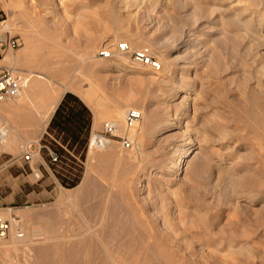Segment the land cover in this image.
<instances>
[{
  "label": "rangeland",
  "instance_id": "1",
  "mask_svg": "<svg viewBox=\"0 0 264 264\" xmlns=\"http://www.w3.org/2000/svg\"><path fill=\"white\" fill-rule=\"evenodd\" d=\"M118 2L0 0V43L5 39L16 42L13 47L0 45V72L3 68H12L21 75L39 74L48 91L67 86L65 91L83 99L94 115L97 111L102 113L101 109L106 107L119 106L123 110L139 109L143 115L153 117L152 125L141 137L132 138L124 131L132 141L130 147L112 139L113 158L106 175L99 169L91 173L100 188L94 187L98 188L96 198L73 194L90 164L97 162L98 154L103 152L95 148L89 154V132L84 133L86 143L78 151L65 145L62 147L50 138L40 140L62 150L59 160L51 162L43 150L34 154L31 169L26 168L31 182L18 189L9 185V173L4 172L15 157L6 155L0 162V198L6 201L5 206H15L16 220L2 214L12 220V229L6 239L0 240V264H53L55 259L72 255L70 244L77 237L89 236L96 239L92 251L86 250L91 264H118L114 255L121 250L114 246L112 239L109 240L111 261L106 260L107 253L97 246L105 225L114 224L112 215L108 212L88 213L87 208L92 200L100 201L99 205L103 206L101 198L107 189H116L118 183L126 186L133 176L147 168L150 175L146 177L145 209L141 218L148 227L152 226L157 233L171 238L166 242V249L160 252L172 253L178 260L175 264H226L227 258L232 259L227 264H264V138L257 135L258 125L264 127V119L260 121L248 114L249 110H264V47L259 46L264 37V4L251 6L250 11H237L231 20L232 12L215 6L216 0ZM80 29L83 33L82 30L79 32ZM183 29L194 32L191 33L194 39H191L188 54L192 62L188 74H185L189 87H193L187 93L173 88L171 73L176 70L174 64H167L163 71L154 72L130 63L127 56L103 58L98 55L102 47L129 38L134 40L133 48L148 47L158 60L160 56L167 58L168 54H178L173 47L175 41L170 37L171 31ZM155 41L157 47L149 44ZM92 45L93 50L86 54ZM24 48L29 54L37 53L38 58L25 64ZM7 54L13 58L11 63L3 60ZM215 67L219 69L218 73L213 70ZM23 94L24 91L17 99L7 101H20ZM183 94L186 96L182 97ZM32 98L33 105H37L39 98ZM185 100L190 103L187 110ZM102 114L95 119L93 132L101 131L104 123L111 120ZM163 117L172 118L177 124L158 130ZM9 118L10 123L19 119L16 114ZM9 135L12 137L9 146L1 147L0 152L23 153L31 139L23 141L12 129ZM181 137H187V146L193 151L182 158L184 163L180 164L177 174L172 175L177 166L166 169L170 165V159H167L170 152L167 151L173 143H179ZM113 164L118 165L117 168ZM155 166L165 167H159L157 171ZM124 167L129 169L125 172ZM74 178H78L74 186L62 182V179L70 182ZM227 178L234 182L229 181V184ZM234 195L239 197L235 199ZM180 199L184 202L181 212L177 208ZM124 205L120 203L117 215L122 219L125 216L124 225L129 226L133 222L129 220L131 216L125 214ZM194 206L198 214L205 216L204 221L193 212ZM48 225L54 231L47 234ZM18 231L23 235L15 236ZM138 233L136 237L140 236ZM39 235L46 240L37 238ZM149 239L152 240L153 236ZM58 243L63 244L62 252L55 251L54 245ZM238 246L240 254L233 251Z\"/></svg>",
  "mask_w": 264,
  "mask_h": 264
},
{
  "label": "bare ground",
  "instance_id": "2",
  "mask_svg": "<svg viewBox=\"0 0 264 264\" xmlns=\"http://www.w3.org/2000/svg\"><path fill=\"white\" fill-rule=\"evenodd\" d=\"M197 1V0H196ZM217 2L213 3V4H216L215 6H218L219 8L223 9V10H229L230 12H232L229 16V18L232 20V17H235L236 16V12L240 11V12H245L246 10H248L251 6H257V5H263L264 4V0H216ZM118 2V0H117ZM122 2V1H121ZM126 2V1H125ZM128 2V0H127ZM190 2V0H189ZM193 2V1H192ZM210 2V1H209ZM119 3V2H118ZM205 3V2H204ZM125 4V3H124ZM128 4V3H127ZM202 4V3H200ZM209 4V3H208ZM207 4V5H208ZM212 4V3H211ZM204 5V4H203ZM193 6V5H192ZM209 6V5H208ZM125 7V6H124ZM206 7V6H204ZM217 7V8H218ZM262 7V6H261ZM80 8V7H79ZM213 8V6H212ZM218 8V9H219ZM82 9V8H81ZM203 9H206V8H203ZM259 9V7H258ZM202 10V9H201ZM206 11V10H205ZM220 11V10H219ZM250 11V9H249ZM255 11V10H254ZM81 12V11H80ZM93 12V11H91ZM109 12V11H108ZM202 12V11H201ZM208 12V11H206ZM225 12V11H224ZM252 12V11H251ZM256 12V11H255ZM259 11H257L258 13ZM94 13V12H93ZM217 13V12H216ZM248 13V12H247ZM250 13V12H249ZM256 13V14H257ZM95 14V13H94ZM223 14H228V13H223ZM246 15V14H245ZM76 16V15H75ZM74 16V17H75ZM91 16V15H89ZM228 16V15H227ZM256 16V15H255ZM259 15L257 14V17ZM245 17V16H244ZM247 18V17H246ZM253 18V17H251ZM228 19V18H226ZM236 19V18H235ZM77 20V19H76ZM83 20V19H82ZM243 20V19H242ZM241 20V21H242ZM240 21V20H239ZM237 22V21H236ZM247 22V21H246ZM254 22V21H253ZM252 22V23H253ZM77 24V23H76ZM237 24V23H236ZM235 24V25H236ZM234 25V26H235ZM64 27V26H63ZM40 28V27H39ZM66 28V27H65ZM78 28V26H77ZM224 28V27H223ZM222 28V29H223ZM236 28V27H235ZM244 28V27H243ZM242 28V29H243ZM255 28V27H254ZM105 29V28H104ZM216 29V28H215ZM248 29V28H247ZM74 30V29H73ZM82 29L79 30V32H81ZM221 30V28H220ZM219 30V32H221ZM224 30V29H223ZM240 30V29H239ZM251 30V27L250 29ZM256 30V29H255ZM75 31V30H74ZM113 31V30H112ZM212 31V30H211ZM244 31V30H243ZM77 32V33H79ZM171 35L170 37L172 39H174L175 41V44H174V49L177 50L178 54L176 55H173L171 56L170 54H168L167 58L165 57H158L159 58V61L161 63V66H162V69L161 71L164 70L165 66L167 64H174L175 65V68L176 70L175 71H172L171 75H172V78H171V83L173 82V88H175V90L177 91H180V92H184V93H187V91L189 89H191L188 85V82L186 80V78L188 77V75L186 76L185 74H188V70L190 68V64L192 62V59H189V53H190V43H191V39H194V38H191L192 34H194V32H189V29L188 30H181L179 32L177 31H171ZM224 32V31H223ZM82 33H83V30H82ZM192 33V34H191ZM51 34V33H50ZM85 34V33H84ZM224 34V33H223ZM250 34V33H249ZM254 34H255V31H254ZM245 35V33H244ZM252 35V34H250ZM263 35V34H262ZM68 36V35H67ZM130 37V35H128ZM127 36V37H128ZM249 36V35H247ZM254 36V35H253ZM252 36V38H253ZM264 36V35H263ZM112 37V36H111ZM205 37H208V36H205ZM214 37V36H213ZM244 37V36H243ZM109 38V37H108ZM197 38V37H196ZM204 38V37H203ZM247 38V37H246ZM51 39V38H50ZM210 39V38H209ZM55 40V39H54ZM111 40V39H110ZM252 40V39H251ZM50 41V40H49ZM254 41V40H253ZM55 42V41H53ZM127 42L133 46L134 44V40L133 39H129L127 38ZM138 42V40H137ZM140 43V42H139ZM142 43V42H141ZM194 43V42H193ZM196 43V42H195ZM148 44V43H147ZM150 45L152 46H155L157 47L158 45H156V41L154 43H149ZM148 44V45H149ZM158 44V42H157ZM199 44V43H198ZM36 45V44H35ZM59 45V43H58ZM52 45H50L51 47ZM143 46V45H142ZM193 46V45H191ZM260 48H263L264 47V37L261 38V42L259 44ZM172 47V46H171ZM259 48V49H260ZM35 49H36V46H35ZM93 50V45L91 46L90 49L87 50L86 54H89L91 51ZM261 50V49H260ZM196 51V50H195ZM11 53V52H10ZM61 53V52H60ZM218 53V52H217ZM220 54V53H218ZM12 55V53H11ZM7 54L4 56L3 60L6 61V62H9L11 63L13 61V58L12 56ZM217 55V54H215ZM214 55V56H215ZM57 56V55H56ZM221 56V55H220ZM38 58V54L37 53H30L28 51H26V49L24 48L23 49V61L25 62V64H29L30 62L36 60ZM91 58V57H90ZM218 58V57H217ZM221 58V57H220ZM219 58V60H220ZM218 60V59H216ZM19 61V60H18ZM127 61V60H126ZM129 61V60H128ZM23 62V63H24ZM42 62V61H41ZM40 62V63H41ZM216 64L218 61H215ZM220 62V61H219ZM19 63V62H18ZM125 63H128V62H125ZM190 63V64H189ZM213 63V62H212ZM212 66V64H210ZM215 65V64H214ZM42 66V65H41ZM214 67V66H212ZM227 67V66H226ZM42 68V67H41ZM40 68V69H41ZM211 68V67H210ZM222 68V67H221ZM224 68V66H223ZM180 71H177L179 70ZM216 71V73H218V70L216 67L213 69ZM160 72V71H159ZM214 72V71H213ZM30 73V72H29ZM215 73V72H214ZM23 77L25 78L26 80V86L27 88L23 91H24V94L23 96L19 97L20 99L22 98V100H33V98L31 99L32 95H39L37 98H39L40 102L43 103V105L46 107V114L48 113L49 115V112L52 111L53 109H55V106H57V102L59 101V99L61 98L62 94L65 92V90L67 89V86H64L62 89H51V90H47V87H46V83L44 81H42L40 78L42 77L41 75L39 74H24ZM170 81V80H169ZM68 84V83H67ZM36 90V91H35ZM37 90H38V93H37ZM22 91V92H23ZM252 92V91H251ZM258 92V91H257ZM190 93V92H189ZM188 93V94H189ZM259 93V92H258ZM22 95V94H21ZM46 95V96H45ZM179 95V94H178ZM186 95L183 94L182 97H185ZM254 96V95H253ZM101 97V96H100ZM255 97V96H254ZM18 98V97H17ZM15 97V99H17ZM190 98V97H189ZM14 99V100H15ZM19 100V99H18ZM258 100V99H257ZM264 100V99H263ZM16 101V100H15ZM12 101H10L11 103ZM37 102V101H36ZM39 102V101H38ZM17 103V101H16ZM23 103V102H22ZM25 103V102H24ZM108 103V102H106ZM13 104V103H12ZM34 104V102H33ZM125 104V103H124ZM185 104V110H187V107L189 106V102L185 100L184 102ZM21 105V104H20ZM38 105V104H37ZM35 105V106H37ZM41 105V104H39ZM28 106V104L26 105ZM113 106V105H112ZM6 107V106H5ZM15 107V106H14ZM260 107V106H259ZM21 108V107H20ZM41 108V107H40ZM101 108V107H100ZM103 108V107H102ZM235 108V107H234ZM32 109V108H31ZM127 108H125L124 110L123 109H119V106L118 107H106V109H101L102 110V113L104 112L105 115H107V117L109 116L111 118V121H115V122H118V123H123L124 121V116H125V110ZM248 109V107H247ZM36 110V109H35ZM41 110H45V109H41ZM22 111V110H21ZM20 111V112H21ZM12 112V111H11ZM23 112V111H22ZM27 112V111H26ZM45 112V111H44ZM150 112V111H149ZM6 113V112H5ZM15 113V112H14ZM13 113V114H14ZM42 113V112H41ZM101 111H97L95 112V119L97 118V116L101 115L102 114ZM154 113V112H153ZM215 113V112H213ZM37 114V113H36ZM44 114V113H43ZM102 114V116L104 115ZM183 114V113H182ZM242 114V113H241ZM248 114L252 117H256L258 118L260 121H263L264 119V110L263 111H260V112H257V111H252V110H249ZM19 115V113H18ZM16 115V116H18ZM104 115V116H105ZM216 115V113H215ZM10 116V115H8ZM28 116V115H27ZM36 116V115H35ZM38 116H41L38 114ZM20 117V116H19ZM44 117V116H43ZM16 118V117H15ZM21 118V117H20ZM164 118V117H163ZM1 119V117H0ZM5 119V118H4ZM49 119V118H48ZM177 119H181V118H177ZM40 120V119H39ZM42 120V119H41ZM45 120V119H44ZM43 120V121H44ZM109 120V119H108ZM15 121V120H14ZM19 121V119H18ZM3 122V121H2ZM160 122V121H159ZM12 123V122H11ZM22 123V122H21ZM20 123V124H21ZM46 123V122H45ZM153 123V117L148 115V114H145L143 115L142 113V118L140 120H138L137 122H135L133 125L129 126L126 128V131L127 133L130 134V136L132 138L134 137H141L144 133H145V130L148 129ZM162 124H158L157 128L158 130H162V129H167L169 127H171L172 125H175L177 124L176 122L173 121L172 118H164L163 119V122H161ZM14 124V123H13ZM23 124V123H22ZM43 124V123H42ZM45 125V124H44ZM12 127V126H11ZM154 128V127H153ZM14 129V128H13ZM12 129V130H13ZM15 130V129H14ZM17 132V131H16ZM10 134V128L8 127V124H5V125H0V148L1 147H7L9 146V139L12 138L10 137L11 135ZM257 135L261 138H264V127L263 126H260L258 125V130H257ZM15 138V137H13ZM141 139V138H140ZM33 140V139H32ZM36 140V139H35ZM179 140V143H173V145L171 147H169L168 151L167 152H170V156H168L167 159H170L169 160V166L168 169L169 170V167L170 169L173 167V166H177V168H175L172 172V175H176L177 174V170L179 169V166L181 163H184V159H182L183 157H185L186 155H188L191 151H193V148H191V146H187L188 144V141H187V137H181L178 139ZM112 141L113 140H104V139H98L94 133H92L91 137H90V140H89V154L91 155L93 150L95 148H99L100 150H102L103 152L99 153L98 154V158H97V162L95 163H92L90 164V166L88 167V171L85 172L86 173V176L83 180H81L80 183H78L76 190L73 192V194H76V193H79L81 194V196L83 197H87V198H93V196H95V193L96 190L98 191V188H99V185L96 183V179L93 178L92 176V172L99 169L104 175H106L105 171H108L109 170V165H110V162H111V158H113V145H112ZM11 144V142H10ZM264 148V146H263ZM97 151V150H96ZM96 153V152H95ZM120 153V152H119ZM140 153V152H139ZM88 154V155H89ZM166 154V153H165ZM121 155V153H120ZM118 156V155H117ZM146 156V155H145ZM148 156V155H147ZM93 157V156H92ZM95 157V156H94ZM133 157V156H132ZM139 158V157H138ZM143 158V157H142ZM146 158V157H145ZM89 160L90 157H89ZM92 161V160H91ZM114 161V160H113ZM202 161V160H201ZM118 163V161H115ZM131 162V161H130ZM129 162V163H130ZM125 163V162H124ZM203 164V162H200ZM88 164V163H87ZM114 165V164H113ZM116 166V165H114ZM154 165V164H153ZM167 165V164H166ZM118 166V165H117ZM116 166V168H117ZM156 169L159 168L161 169V167H165V166H155ZM129 168L128 167H124L123 168V171H127ZM112 170V169H111ZM152 170V169H151ZM140 171V170H139ZM157 171H159L157 169ZM150 170L147 168L145 170H142L139 174L133 176L128 182H127V185H124L122 183H118V187H116V189H107V192L104 196H102L101 198V201L103 203V206L101 207L99 204V202H95L92 200V203L89 204L90 206L87 208V212L88 213H96V212H100V213H110L113 218V221H114V224H110V225H105L104 227V233L102 234L103 236L100 237V239L98 240V244L97 245L98 247L100 246V248H102V252L103 253H107V259L106 260H110V258H112L110 252H109V240L112 239L113 242H114V246L117 248V249H120L121 251L118 253V254H113L114 255V259L116 260V262L118 264H175L176 262H178V260L176 258H174V255L171 253H162L160 251H164L166 248V242L170 241L171 238L169 236H165L161 233H157V230L156 228L152 227V226H147V222L144 221L142 218H141V215H142V212L144 211V196L143 194L145 193V189H146V186H147V180H146V177L148 176ZM223 172V171H222ZM94 173V172H93ZM120 173V172H119ZM118 173V174H119ZM38 174V173H37ZM36 174V175H37ZM98 174V173H97ZM109 174V173H107ZM220 174V173H219ZM96 175V173H95ZM110 175H111V172H110ZM110 175H109V178H110ZM150 175V174H149ZM224 175V174H223ZM227 175V174H225ZM250 175V174H249ZM132 176V175H131ZM99 177V176H98ZM113 177V176H112ZM129 177V176H128ZM149 177V176H148ZM163 177V176H162ZM229 177V175H228ZM223 178V177H222ZM226 178V177H224ZM152 179V178H150ZM228 179V178H227ZM231 178H229L227 181L229 183V181H233V180H230ZM234 179V177H233ZM254 179V178H253ZM259 179V177H258ZM257 179V181H258ZM100 180V179H99ZM108 180V179H107ZM240 180V179H239ZM116 181V180H115ZM163 181V180H162ZM242 181V180H241ZM112 182V181H111ZM150 182V181H148ZM155 182V181H154ZM164 182V181H163ZM224 182V181H223ZM234 182V181H233ZM232 182V184H233ZM261 182V181H260ZM110 183V182H109ZM161 184V182H158V184ZM226 183V182H225ZM236 183V182H235ZM112 184V183H111ZM156 184V183H155ZM230 184V183H229ZM110 186V185H109ZM108 186V187H109ZM158 186V185H157ZM164 186V185H163ZM162 186V187H163ZM235 186V184H234ZM94 187H98L97 189H95ZM154 187V186H153ZM180 187V186H179ZM93 188V189H91ZM112 188V186H111ZM169 188V187H168ZM100 189V188H99ZM73 190V189H72ZM165 190V189H164ZM62 191V190H61ZM65 193V192H64ZM71 193V192H70ZM189 193V192H187ZM67 194V193H65ZM225 193H223L224 195ZM188 195V194H186ZM226 195V194H225ZM67 196V195H66ZM147 196V195H146ZM145 196V198H146ZM230 196V195H229ZM235 196V199L236 197H239L238 195H234ZM70 197V196H68ZM67 197V198H68ZM74 197V196H73ZM65 198V197H64ZM77 198V197H76ZM96 198V196H95ZM234 198V197H233ZM195 199L197 200L198 198L195 197ZM234 199V200H235ZM69 200V199H68ZM201 200V199H200ZM232 201V200H231ZM120 203H123L125 204V214L126 215H130L131 216V219H129L131 222V224H129V226L127 225H124V217L123 219L122 218H119L118 215H117V212L119 210V205ZM194 205V204H193ZM197 205V204H196ZM183 206H184V202L182 201V199L178 200V203H177V208L179 209V211H183ZM9 210V209H8ZM197 208L196 206L193 207V212L196 214L197 212ZM263 209L261 208L260 211H262ZM120 212V211H119ZM136 213H139L138 215H136ZM201 213V212H199ZM101 214V215H102ZM124 214V215H125ZM198 214V212H197ZM204 214V213H203ZM7 215V214H6ZM199 215V219L200 220H205V216L201 214H198ZM19 216V215H18ZM28 216V215H26ZM25 216V217H26ZM103 217V216H102ZM15 219V218H14ZM13 219V220H14ZM45 218H43V221H44ZM104 219V218H103ZM109 219V218H108ZM193 219V218H192ZM197 219V221L199 220ZM16 220V219H15ZM48 220V219H47ZM46 222V220H45ZM201 224V223H200ZM202 225V224H201ZM56 227V226H55ZM12 229V228H10ZM48 230L49 232L47 231V234L48 233H51L50 231H52V227L48 225ZM55 230H57V228H55ZM120 230V231H119ZM122 230V231H121ZM161 230V229H160ZM54 231V230H53ZM229 231V230H228ZM231 231V230H230ZM41 232V231H39ZM44 232V231H43ZM139 232V233H138ZM13 233V232H12ZM46 233V232H45ZM54 233V232H53ZM57 233H58V230H57ZM90 233V232H89ZM140 234L139 237H136V235ZM229 233V232H228ZM36 234V233H35ZM37 234H40V233H37ZM43 234V233H42ZM41 234V235H42ZM92 234V233H91ZM23 235V234H22ZM21 235V236H22ZM37 236V238H44L43 240L45 241L46 240V237H43V236ZM45 235V234H44ZM58 235V234H57ZM168 235V234H167ZM17 237H19L18 233L16 232V235ZM47 236V235H46ZM89 236V235H88ZM92 236V235H91ZM153 236V239L150 240L149 238ZM12 237V236H11ZM14 237V236H13ZM76 237V236H75ZM55 238V237H53ZM51 238V239H53ZM59 238V236H58ZM61 238V237H60ZM68 238V236H67ZM71 238H72V235H71ZM93 238V239H92ZM99 238V237H98ZM6 239V238H4ZM27 238H25L26 240ZM49 239V238H48ZM12 240V238H11ZM56 240V239H54ZM93 240H96L95 237H80V238H76L74 241L71 242L70 246H71V250L73 251L72 255L70 257H67L65 259H55V261L53 260L52 263L53 264H91V257L88 256L89 254H87L86 250H89L92 251V248L94 246H96L93 242ZM48 241V240H47ZM63 241V240H62ZM1 242V241H0ZM97 242V241H96ZM56 243V242H55ZM54 244V243H53ZM215 245H216V242H215ZM241 245V244H240ZM245 245V244H244ZM53 246V245H52ZM56 247L55 251H59V252H62L64 250V247H63V244L61 243H58V244H55L54 245ZM209 246V245H207ZM211 246V244H210ZM240 246L235 247L236 250H233L234 253L237 252V254L241 251H239V248ZM234 248V249H235ZM242 248V247H241ZM228 249V248H226ZM225 249V251H227ZM244 249V248H242ZM241 249V250H242ZM115 250V249H114ZM246 250V249H245ZM85 254H83V253ZM247 252V251H246ZM55 253V252H54ZM102 253V254H103ZM217 253V252H216ZM243 253H244V250H243ZM57 254V253H56ZM236 254V255H237ZM246 254V253H245ZM249 254V253H248ZM247 254V255H248ZM226 255V253H225ZM244 255V254H243ZM228 256V254L226 255ZM225 256V257H226ZM235 256V255H234ZM245 256V255H244ZM162 257V258H161ZM221 257V256H220ZM62 258V257H61ZM105 258V257H103ZM219 258V257H218ZM217 258V259H218ZM227 258V257H226ZM250 259V258H249ZM254 259V258H252ZM159 260H162L160 263ZM218 260L222 261L221 258H219ZM229 259L227 258L226 260V264H227V261ZM232 259L229 260V263L231 262ZM111 261V260H110ZM4 262V261H3ZM62 262V263H61ZM104 262H105V259H104ZM219 263V262H218ZM6 264V262L4 263ZM10 264H12L10 262ZM184 264V263H182ZM196 264V263H195Z\"/></svg>",
  "mask_w": 264,
  "mask_h": 264
},
{
  "label": "built area",
  "instance_id": "3",
  "mask_svg": "<svg viewBox=\"0 0 264 264\" xmlns=\"http://www.w3.org/2000/svg\"><path fill=\"white\" fill-rule=\"evenodd\" d=\"M3 44L13 47L16 45V42L15 40L5 39L0 43V45ZM98 55L103 58L127 56L129 62L134 65L144 66L154 72H159L162 69L160 61L148 47L133 48L127 41H119L116 44L104 46L98 50ZM25 86L26 80L23 75L14 72L12 68H3L0 72V104L20 95ZM141 118V110L129 108L125 112L122 124L109 120L104 123L101 131L92 133H94L98 139L112 140L116 138L124 147H130L132 141L124 131L127 127L133 125ZM42 150L47 153L51 162L59 160V154L49 144L40 141L35 143V148H32V144L28 143L23 151V158L25 160H31L35 152L39 154ZM15 225L17 226L18 224L15 223ZM11 226L12 220L0 215V240L6 237ZM17 233L19 236L22 235L21 231H18Z\"/></svg>",
  "mask_w": 264,
  "mask_h": 264
},
{
  "label": "crops",
  "instance_id": "4",
  "mask_svg": "<svg viewBox=\"0 0 264 264\" xmlns=\"http://www.w3.org/2000/svg\"><path fill=\"white\" fill-rule=\"evenodd\" d=\"M37 93H38V90H37ZM65 93H66V91L62 94L61 98L57 102V104H56L57 106H58L59 102L61 101V99ZM38 96L32 95V97H38ZM81 100L90 111L91 123H90L89 129L87 130V132H89V134H91L94 131L95 115H94V112L91 109V107L83 99H81ZM33 102H34L33 100L27 99L24 101L23 100L17 101V103H16V101H12L11 103H10V101H7L5 103H1L0 104V117H1L0 125L1 124L2 125L8 124V127L10 129L14 128L15 130L13 129V131H15V132L17 131L19 133V138L23 139V141H27V139H31L29 142H27V144L31 143L33 146L35 145V143L37 141H40V140L45 141V140H47V138L54 140L57 144L61 145L62 147L64 145L66 146V144H63V142H62L63 138L66 135V133L63 130H60L57 127L53 128L52 130H48L49 123L51 121L52 116L54 115V112H55L57 106H55V109L50 111L49 115H48V113L46 114V107L44 106L45 104L43 105V103H41L42 101L41 102L39 101L37 106H35L36 104L33 105ZM35 103H37V102H35ZM27 104H28V106H26ZM39 104H41V105H39ZM41 109H45V110H41ZM13 113L16 115H18V113H19L18 117L19 116L21 117V118L19 117V121L14 122V124H13V122L12 123L8 122L10 120L9 117L11 115H14ZM38 114L41 116H38ZM62 114H66L65 111H62ZM8 115H10V116H8ZM84 131L85 130L83 127H81L80 131H77L80 133V138L84 137ZM9 154L15 157L10 162L9 168H4V172L9 173V176H8L9 178H7V180L9 181V185L12 188L18 189L22 185L24 186L27 183L30 184L31 181L28 179L29 173L26 170V168L31 169V167H32L31 160L32 159L31 160H25L23 158V153L17 152L16 154H14V153H9L7 151H2V152H0V159H1L0 162L3 161V158ZM34 154H38V153L35 152ZM5 204H6V201L3 200L2 198H0V215L3 216L2 214H5V215L7 214V215H10V218H14L15 217L14 212L16 210L13 209V207H15V206H5Z\"/></svg>",
  "mask_w": 264,
  "mask_h": 264
},
{
  "label": "trees",
  "instance_id": "5",
  "mask_svg": "<svg viewBox=\"0 0 264 264\" xmlns=\"http://www.w3.org/2000/svg\"><path fill=\"white\" fill-rule=\"evenodd\" d=\"M62 111H65L66 114H62ZM90 123V111L86 105L75 94L66 92L51 118L48 130H52L55 127L63 130L66 133L62 140L63 144H66L69 149L78 151V148L85 146L86 139L84 137L80 138V133L77 131H80L81 127H83L85 130L84 133L86 134ZM50 146L59 156L61 155V149L51 144ZM62 182L67 186H74L78 182V178H74L70 182L62 179Z\"/></svg>",
  "mask_w": 264,
  "mask_h": 264
}]
</instances>
